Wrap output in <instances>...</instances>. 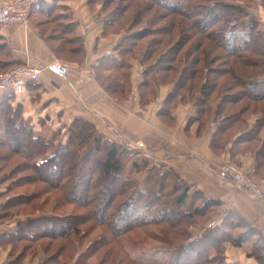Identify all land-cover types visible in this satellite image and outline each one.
<instances>
[{"label":"trees","instance_id":"1","mask_svg":"<svg viewBox=\"0 0 264 264\" xmlns=\"http://www.w3.org/2000/svg\"><path fill=\"white\" fill-rule=\"evenodd\" d=\"M172 2L173 0H159L158 3L163 6L165 5L166 7L167 4H169L168 7L171 9V13L180 14L186 17L192 16L193 12H195V8L198 7L199 12H202V24L210 18L209 16H212L214 19L218 18V13H212L213 10L211 9L214 6L219 5L223 8V11L229 14L227 15V18H230V20H228L229 23L227 27L225 26L226 29L223 30L222 25L217 29L221 31V33L224 31L223 38L229 35L231 40L234 42L239 41L241 43L237 45H231L228 43L222 44L221 42H218V40H215V35L210 33L209 39H211V43L205 44L203 40L205 39L206 32H199L194 35L196 39L195 42L188 47L190 39L188 36L189 27L188 23L185 22L184 19H180L181 17H170L165 24H162L161 21L156 24V27L146 19V23L149 24L148 26L146 25L142 27L140 25L137 30L132 32L133 34L131 36H129V34L125 35L117 43L114 49L116 51L115 55L111 54L99 58L98 62L93 67L95 78L99 83H101L99 73L103 70H108L115 73L117 77L115 76L114 80H112L109 85H103L101 83L107 93L120 96V93L129 91V86V90H124L125 86H120V84L123 85L121 78L127 75V71L125 73V69L130 66L129 61L127 65L122 62V59L125 54L128 55L132 52L131 50L138 45L136 52H138L140 64L144 66L142 79L137 85L140 105L143 106L150 101L153 102L157 97L159 98L160 88L168 86L167 88H169V90L162 100L163 102L161 108L158 110L159 115L167 117L169 121H174L172 114L177 108L179 102L183 104L186 102L190 103L196 108V111L194 116L189 118L186 125L188 126L190 123L196 122L199 127V131H197L198 134L200 133V130L202 131L205 125L209 122L207 120L208 117H210L211 114L214 115V121L217 122V127L209 143L210 149L219 154V149L225 151L227 145L230 144L231 146L230 148L228 147L229 150L227 153H229L228 155L232 158L238 153L237 150L240 153L246 152L240 151L241 148L239 146H248L250 143H255L257 141L258 145L252 151L255 153L256 160L253 172H257L258 168H261L263 165L262 163H264V103L253 104V102H264V91L263 93L260 91L261 88L263 89L264 72L256 75L250 74L249 71L246 69L243 70L237 65H253V63L249 64L245 61V57L233 61V57L236 55L237 48L238 50H244L245 52L247 50H252L257 55L261 56L256 57L255 61L262 62L261 67L264 68V60H262L264 59V42L263 46L259 44L261 40L264 41V34L256 31V22L253 17H251L250 20L248 19V21L251 22L250 24L248 23L249 26L246 27L245 30L239 29L238 26L240 21L232 19L234 16L233 14H235L232 10H240L237 14H240L242 11L238 4L221 1L218 4L211 3L212 5L209 4L208 6H205L200 3L192 4L190 0H175L174 2H176L177 5H174ZM138 6L139 5L134 8V15L136 16L137 21H140V19L142 20L148 15V13H146L143 9L148 8L150 5H144L141 7ZM177 7L179 8L178 11L176 10ZM52 8H50V11L46 10L47 12H45L44 15L49 14ZM108 13L110 14V18L108 17L107 20L104 21L102 34L111 33V28H117L116 20L119 16V11H117V13H113L111 11ZM56 15V18L53 20H55L54 23L57 24V27L54 29H57L59 33H70V35H73L72 41L75 47L71 48L70 54L72 53L77 55V61L81 63L85 58V50L81 38L74 33L76 24L72 21L69 23H63V21H60L61 18L69 20V16L66 14L57 13ZM161 15H163V13H159L157 11L153 12L151 16L150 14L148 16L151 18L153 17L151 20L154 22ZM192 17L194 18V16ZM236 17L237 19L240 18L239 16ZM243 19H245V17L241 20ZM222 20H224V18H222ZM131 22L129 23L130 25ZM194 22L197 23L196 18H194ZM176 24H178L177 27H175ZM150 25L152 27H150ZM174 29L179 31L178 34H174ZM149 31L150 33L153 32V34H161V36L150 38L145 43H142L141 40H143L145 36H149L150 33L146 35ZM213 32L219 33L217 30H213ZM212 36H214V40ZM58 38H60V35ZM246 40H249L252 43L257 41L258 43L254 45V48H252L248 45L249 42ZM48 45L53 50L54 55L59 57L60 53L58 52L63 50V43L59 41L57 48L52 43H48ZM217 45L220 47H218L220 50L225 51L230 57V60L225 59V62H227L226 66H229L233 62L235 66V69L233 70L236 74L234 72L230 73L229 71L225 74H231V76L229 75V77H223L222 83L216 84L215 81L213 85H209L210 82H206V72L201 71L203 69L199 66V64L202 62L204 64V60L207 61V63L211 62L213 58L210 57V53L213 50H217L212 49V47H217ZM199 46L200 49L195 52L194 47L198 48ZM256 46L259 48H256ZM193 52L196 53L197 57L192 58V60L190 59L189 61V56H191ZM222 54L224 53L222 52ZM245 55L251 58V55ZM182 56L186 59L185 63L180 66L181 62L179 61L183 58ZM171 62L176 63L171 64ZM196 64H198L197 67ZM238 69L243 75L239 74ZM215 78L216 77H213V79ZM119 86L121 87L120 90L118 89ZM234 86L239 87V89L237 91H232ZM246 87L253 88H250L251 91H246ZM216 91H219V93H217V98L219 100L212 105V102L209 101V97H211V95ZM16 94L17 93L8 91V93H5L0 98V133L2 137L11 139L10 144L12 146H8L9 151H7V154L0 152V162L3 163L4 161L6 162V160H9L10 155L13 152L16 154L21 152L23 155L25 152V155L30 157L27 158L24 155L26 160H24L19 167L17 166L18 164H16L14 168L4 170L3 165H0V172L3 171L0 175H3L2 179L5 178L0 180V183L6 184L5 182H8L6 180L10 179L11 175L18 170H32L38 174L41 173L44 168H48L50 166L56 167L57 158L60 157V164L68 162V164H66V168H63V175H65V177L67 176L69 180L64 185L61 182L58 183V185L61 184L63 186H61L63 190L62 193L64 194L63 196L66 200L78 201L79 204H82L88 209V213L83 216L82 219H80V217L67 218L66 216L61 217L59 215H52V217L43 218L42 220L37 221L40 223L39 226H49L52 224L58 226L56 232H54L52 228L38 232H31L27 229V227L34 226L33 224L36 225L37 222L34 220L36 218H28L25 222L23 221V218L21 219L20 217L15 224L16 228L14 230L0 233V243L10 240L23 241V239L36 242L41 237L47 238L49 235L56 237L60 235H64V237L69 236V238H65L69 240L71 235L77 232L75 226L79 219L80 221H83L87 218H91L97 223H105L104 215L107 213L108 209H111L110 214L114 216L113 218L118 224L122 220H119L122 214V216L128 217L131 224L136 223L138 224L137 226L156 221L168 222L170 225L172 224L173 226H176L179 222L183 223L189 219L191 220V223L196 221L194 218L202 214V210L205 207H208L209 209L211 208L210 210L213 213L209 217L212 218V215L215 216L217 213V208L221 206L220 200L213 197L207 198L203 192L197 189L192 190L189 183L183 180L180 175L167 164L154 166L148 165L149 173L147 175L149 180L147 186L145 187L143 185L142 187H139L138 179L126 178L123 174L128 160L126 156V149L122 145L108 140L107 137H104L97 131L92 122L81 117H75L69 123L67 126L69 135L65 137L64 142H58L56 145H53L55 141L53 142L40 134H34L31 125H28L19 111L21 106L20 103H17L16 105L11 104V100L14 99ZM241 100L244 101L243 104H241ZM238 101L239 103H237ZM251 108L254 111L259 110L258 112H262L260 113L261 116L257 118L252 125L248 123L247 118L245 119L242 116L243 113L250 111ZM258 126L262 128L257 130ZM261 131H263V135L260 137L259 133ZM20 147L24 152L19 150ZM128 153L130 152L128 151ZM146 166L147 163L143 162L142 165L138 166V168H146ZM91 168L98 173L96 178L97 184L94 183L93 187L89 184L90 181L93 182L90 172ZM72 174L77 175H75L76 177L74 181L77 177H81V184L79 182V185L74 186V184L71 183L74 182L71 180ZM23 178L28 181L31 177L24 175ZM57 181H59V179ZM57 181L55 183H57ZM86 181L87 186L84 190L81 187L86 183ZM116 182L121 184L119 188H117ZM52 183L54 184V182ZM16 184L17 182L15 181L8 183L9 186ZM9 186L6 185V188ZM163 190L166 191L163 192ZM96 192H99L97 195L99 194L102 196L100 197L102 201L100 204L98 203V206L92 202L93 200H99V198L93 199L95 197L93 195L96 194ZM1 193L2 192L0 191V194ZM81 194L85 196H82ZM83 198L84 200L82 201ZM13 199H15V197H0V223L8 221L10 216L13 215V213L8 209V206L15 205L16 202H12ZM151 201L154 202L150 203ZM216 203L217 207L215 210L212 206L213 204L216 205ZM187 205L188 209H186ZM168 212L171 213V216L167 215ZM235 213L236 212L234 210L229 209L227 211L228 215L222 222L223 225L221 222L215 224V221L212 220L211 222H213L214 225H208L202 232L200 231L196 234L197 238H190L185 235V240L178 246H175L173 242L170 241L172 238L167 237L166 232V237H164L163 241L165 245L167 244L166 250H168L170 254L168 258L164 260V263L161 261H155L153 263L225 264L224 255H217L215 254L216 251L214 254H208V248L201 240L205 237L209 238V234H211L212 239L216 235L218 238H225V236L222 235L223 232H226V237H228L227 239H230L227 230L224 229L226 226L234 228V230L238 227L246 229L249 228L247 223ZM138 215L142 218L138 217L136 220ZM173 216L176 217L174 218L175 221L169 222V219ZM218 220H221V216H218ZM225 224L227 225L225 226ZM108 226V230L116 236L129 229L125 228V230L122 231H114L116 228L115 225L112 226L111 222L108 223ZM248 230L251 231V229ZM248 230L244 231V233L247 234L249 232ZM251 234H255L257 237H260V235H257V231H251ZM246 237L247 239H244L246 241L253 238L250 235H246ZM218 240L219 239H217V245L219 244ZM30 245L25 244L20 247L26 250L29 249ZM195 245H197L195 247L197 250L191 249ZM254 245L259 250V253L261 252V255L255 256L259 259L261 264H264V245L261 243ZM43 249H45V246ZM20 254L25 255L27 252L22 251ZM186 254H188L187 258H189V260L180 262L182 256H185ZM22 255L20 257H23ZM260 257L263 260H261ZM55 260H57V257L53 261ZM9 264L18 263H14L12 260Z\"/></svg>","mask_w":264,"mask_h":264},{"label":"rangeland","instance_id":"2","mask_svg":"<svg viewBox=\"0 0 264 264\" xmlns=\"http://www.w3.org/2000/svg\"><path fill=\"white\" fill-rule=\"evenodd\" d=\"M175 0H173V4L177 5L176 2H174ZM221 1H226L228 3H235L238 4L242 11L240 12V14H237L238 9L232 10L233 12H235V14H233V18L236 21H240L239 22V29L241 30H245L246 27L249 26L251 21H248V19L250 20L251 17H253L255 19V27H256V31H258L259 33H263L264 34V0H190V2L192 4H196V3H200L202 5L208 6L211 3H219ZM159 0H86V4L88 7V12L89 14H84V13H79L77 15V18H73V16L68 17L69 20H66L64 18H61L60 21H63V23L67 22L69 23L70 21L74 22L76 25L77 23L80 24L81 22L83 24H89V23H97L96 21L102 22L103 26H104V21L107 20V18H110V14L108 12H113V13H117V11H119V16L116 20L117 23V28H111V33H107V34H102L101 31V35L104 36H108L109 34H121L122 37L121 39L125 36L128 35L131 36L134 30H137L138 27L141 25L142 27L144 26H148L149 24L146 23V19L148 20V22H150L151 24L155 25V27L157 26L156 24H158L159 22L162 21V24H165L166 21L170 18V17H177L180 19H184L185 22L188 23V27H189V32H188V36H189V45L188 47L191 46V44L193 42H195V33L198 34L199 32H206L205 35V39L203 40L204 43H211V39H209V34L211 33L212 35H215V40H218V42H221L222 44H231V45H237L241 42L239 41H233L231 40V37L228 35L227 37L223 38L224 35V31H219L217 28L220 27L221 25L223 26V30L226 29L227 25H228V20H230V18H227V14L225 11H223V8H221L219 5L212 7L211 10H213L212 13H218L217 15V19L212 18V16H209L210 18L208 20L205 21V23L202 24V18H201V14L202 12H199V8L196 7L195 8V12H193L194 18L197 19V23L194 22V18L192 16H182L180 14H176V13H171L170 12V7L169 4H167V7L164 5H160ZM162 4V2H161ZM139 5L138 7L141 6H147L150 5L148 8L143 9L146 13H148V15L150 14V16L153 14V12H159V13H163V15L159 16L157 20H155L154 22L151 20L153 19V17H149L148 15L146 16V18H143L142 20L140 19V21H137L136 16L134 15L135 11L134 8ZM212 5V4H211ZM201 7V6H200ZM143 8V7H142ZM164 8V9H163ZM178 8V7H177ZM176 10L178 11L179 8ZM54 10H51V12L47 15L43 14H34L32 15L31 13L28 14L27 18L25 21H22L21 23H16L19 25H27L28 23H30V20L33 21L34 25L38 28L39 34H41L44 37V41L48 44V43H52L56 48H57V44L59 43V41L61 43H63L64 48L63 50H61L60 52V56L57 58L54 55L53 50L50 48L51 52L53 53V55L57 58H55V60L53 61H57L59 63H62V65L67 66L68 68V72H66L65 75L63 76H69L72 74H77V71L81 68L79 67L81 65V63H83L85 60H83L81 63H79L78 60V56L75 54H70L71 52V48L75 47V45L73 44L72 41V37L73 35H70V33H59L57 31V29H54L57 27V24L54 23L55 20H53L54 18H56V14L58 11L63 10V6H54ZM185 10V9H183ZM186 11V10H185ZM194 11V10H193ZM152 13V14H151ZM52 16V17H51ZM225 16V17H224ZM236 16H239L240 18L237 19ZM243 17H245V19L241 20ZM51 18V19H50ZM84 18V20H83ZM222 18H224V20H222ZM74 20V21H73ZM132 21V22H131ZM222 21V22H221ZM131 22V25L129 24ZM143 22V23H142ZM141 23V24H140ZM249 23V24H248ZM161 24V25H162ZM124 25V26H122ZM178 24L175 25V27H177ZM226 26V27H225ZM150 27H152L150 25ZM76 29V27H75ZM151 29V28H150ZM199 29V30H198ZM118 30V31H116ZM213 30H217L219 33H215L213 32ZM175 33L174 34H178L179 31H177L176 29H174ZM75 33V31H74ZM150 33V31L146 34L148 35ZM76 34V33H75ZM159 34V33H158ZM222 34V36H221ZM60 35V38H58ZM157 36H161V34L157 35V34H153V32H151L149 34V36H145V38L142 41V43H145L147 40H149L150 38H156ZM259 36V35H256ZM261 36V35H260ZM80 37V36H78ZM213 40H214V36ZM81 38V37H80ZM217 38V39H216ZM51 39V40H50ZM120 39V40H121ZM194 39V40H193ZM261 39V37H260ZM81 41L83 42L82 38ZM248 43V45H250V47L254 48L255 44L258 43L257 41L255 42H251L249 40H246ZM78 42V41H77ZM234 42V43H233ZM263 42L264 41H260L259 44H261L263 46ZM140 43V42H139ZM252 43V44H251ZM220 45V43H219ZM260 45V47H261ZM140 46V45H139ZM221 46V45H220ZM259 46V45H258ZM258 46H256V48H259ZM143 47V45H142ZM219 46L217 45V47H212V49H217V50H213L210 53V57L213 58L211 60V62L207 63V61L204 60V64L203 62L201 64H199V66L203 69L201 71H205L206 72V82H210L209 85H213L214 82L216 81V84H220L222 83L223 77H229V75L231 76V74H225L228 73L230 71V73H233L235 69V66L232 62V64H230L229 66H226L225 59L230 60V57L228 56V54L223 51L220 50L218 48ZM195 48V52L200 49V46L198 48ZM138 49V45L136 47H134L128 55H124V58L122 59V62H124L125 64L128 65V61L130 63V66L128 68L125 69V73L127 71V75H125V77H122V81H123V85L120 84V86H125L124 90L128 89V86L130 88L129 91L120 93V96L118 95H114L111 93H107V91L104 89L103 85L107 84L109 85V83L114 80L116 74L113 72H110L108 70H103L101 71V73H99V78L101 83H99L96 78L95 81L97 82V84L101 87V89L106 92L111 99L115 100L118 104H123V101H128L129 99L132 101L133 100V95L136 96V98L134 99V101L136 102L137 106H138V110H137V115L143 120V124H148L147 122L150 123V119L147 118V116H151L150 114H153V112L155 113L154 116H156V119L158 120V125H148L146 126V130L147 131H153L154 129H156V127H158V129L156 130L158 133V140L165 143V141L167 140V135L165 134L166 132L168 133V130L166 128H168V126L173 124V121H169V119L167 117L161 116L158 113V110L161 108L162 106V100L163 98L161 97H157L156 99H154V101H150L149 103L144 104L143 106L140 105L139 103V95L137 92V85L140 82V80L142 79V71L144 70V66H142L139 62V58H138V52H136ZM185 49V48H184ZM184 51V50H183ZM182 51V52H183ZM181 52V53H182ZM193 52V54H191V56H189V61L190 59L192 60V58L197 57L196 53ZM222 52L224 54H222ZM245 54H249L251 55V58L247 57V55ZM194 55V56H193ZM183 57V56H182ZM245 57V61H247L249 64L253 65H246L243 64L242 65H237L239 67H241V69H246L247 71H249L250 74H261L262 72H264V68L261 67L262 62L260 61H255L256 57H261L260 55H257L254 51L252 50H247L246 52L244 50H238L236 51V55L235 57H233V61H235L236 59L239 58H244ZM74 58V59H73ZM85 59V58H84ZM185 59L186 58H182L181 61V65H183L185 63ZM264 60V59H262ZM48 63V62H47ZM47 63L45 62H31L29 63V66L32 67H38L41 68L44 65H46ZM176 62H171V64H175ZM231 63V62H230ZM238 63V62H237ZM26 64V63H25ZM25 64H12V65H8L6 67H0V74L5 73L9 70H11L12 68L15 67H22ZM85 64V63H84ZM170 64V65H171ZM198 64H196L197 67ZM236 65V64H235ZM48 66V65H47ZM179 66V65H178ZM79 67V68H78ZM93 68V67H92ZM48 69V67H43L41 70V74L44 70ZM85 69H89L88 67H85ZM76 70V71H75ZM54 71V70H52ZM223 71V72H220ZM239 74L243 75L240 70L238 69ZM58 72V71H55ZM75 72V73H74ZM220 72V73H219ZM60 73V72H58ZM235 73V72H234ZM61 74V73H60ZM236 74V73H235ZM109 75V78H108ZM95 76V75H94ZM254 76V75H252ZM117 77V76H116ZM139 77L137 83L135 82V79ZM213 77H216L215 79H213ZM117 81V80H116ZM130 81V84H129ZM120 82V81H119ZM118 87V89L120 90L121 87ZM168 87V86H165ZM163 88V87H161ZM161 88L159 90V95H161ZM253 88V87H250ZM249 87L245 88L246 91H251ZM239 89V87L234 86L232 91H237ZM242 89V88H241ZM260 91H264V84H263V89L261 88ZM217 93H219V91H216L215 93H213L211 95V97H209V101L212 102L211 104H215V102H217V100H219L217 98ZM17 96H14V99L11 100V104L16 105L18 103V101H20V99ZM124 102V103H125ZM189 102V101H188ZM241 104L244 103V101H240ZM128 105L130 104V101L127 102ZM239 103V101L237 102ZM252 103V102H251ZM264 102H253V104H262ZM189 103H180L178 104L177 107L181 106V105H187ZM240 104V105H241ZM93 106H95L93 104ZM156 106L158 107L155 111L154 109L156 108ZM127 109V107H126ZM20 113L22 114L23 112V107L22 105L20 106ZM97 111V110H96ZM93 111V118L94 121H90L94 124V126L96 127L97 131L99 133H101L104 137H107L106 135L103 134L102 130L105 128L103 126V121L101 120L100 117H103V113L101 114L100 112H96ZM259 111V110H258ZM258 111H254L252 108L250 109V111H247L246 113H243L242 116L246 119L250 125H252L254 123V121H256L257 118H259L261 116L260 113L262 112H258ZM100 115H97V114ZM96 114V115H95ZM127 114V113H126ZM105 115V114H104ZM106 116V115H105ZM263 117V116H262ZM83 118V117H81ZM211 118L214 119V116L211 114L210 117H208V121L211 120ZM85 119V118H83ZM86 120V119H85ZM26 122L29 124V122L26 120ZM34 134H41L38 133L36 129H34V126L31 125ZM56 127V126H55ZM54 127V129L52 130V127H50L51 130V141H55L53 143V145H56L58 142H64L65 137H67L69 135L68 130L65 129V126H61V127H57L59 132L55 131L56 128ZM259 128H262L260 126H258L257 130ZM46 131V135L48 137L49 135V130L48 128L45 129ZM63 131V132H62ZM53 132V134H52ZM116 132V131H115ZM115 132L111 129V133L115 135ZM147 138H149L148 132H146ZM128 135V134H127ZM263 135V131H261L259 133V136L261 137ZM46 137V136H45ZM46 137V138H47ZM110 138H107L108 140L118 143L120 145H122L127 153L126 156L128 158L127 162H126V166L124 169V176L127 178H132V179H138L139 180V187H142L143 185L146 187L147 183H148V165H159V164H165V159L164 158H158L157 156L159 154H157V152L153 149H155V147H153L151 144H154V146L157 144L156 142L150 143L149 139L147 141H140L139 143L133 140L129 139V136H126L128 138V140H122L120 138H112L113 136L110 135ZM58 138V139H57ZM57 139V140H56ZM224 139V137H223ZM259 140V139H258ZM11 139L6 138V137H2L1 133H0V152L7 154V151H9L8 146H11ZM16 145V144H15ZM230 145V144H228ZM258 145V142L256 141L255 143H250L248 146L246 145H241L239 146L241 149L240 151H246L250 152V153H254L252 152L253 149ZM180 148L182 149V145H180ZM19 150H21V147L19 148ZM221 150V149H219ZM218 153L220 155L222 154H227V156L225 158L222 159V161L217 162V178L219 179V182L221 181L222 183H225L227 185V188L231 187L232 189H236L238 190L240 193L238 194L239 199L236 200H231L229 197H227V199L225 198H220L219 196H217V191H215V193H213L216 197V199H221V205L219 208H217V213L214 215H212V218H210L209 216H211V214L213 213L208 207H205L202 210V214L198 215L197 217H193L196 221H193L192 223L190 222L191 220H186L183 223H178L176 224V226H173L172 224L170 225L168 222H162V221H156V222H151V223H145L144 225L141 226H137L138 224L134 223L131 224V222H129L130 220L128 219V217L125 216H120L119 220H121V222L116 223L114 220V216H112L111 213V209H108L107 213H105V223H97L96 221L92 220L91 218H87L83 221H80V219L83 218V216H85L88 213V209L83 206L82 204H79L78 201H70V200H66L64 198V194L62 193V185H58L59 182H61L63 185L66 184V182L69 180L67 178V176L65 177V175H63L64 171L63 168H66V164H68V162H66L65 164H60L59 162V158H57V163H56V167H48V168H44V170L41 171V173H36L32 170H18L16 172H14L10 179H7L4 183H0V191L2 192L0 194V197H15V199L12 200V202H16L15 205H10L8 206L9 211H11L13 213V215L10 216L9 218V224L10 223H15L14 220L16 219H21L23 218V221L26 222V219L28 218H36L34 219L36 222L38 220H42L43 218H48V217H52L53 216H61V217H80V219L77 221L75 229H76V233L71 235V238L69 240L65 239V238H69L68 237H64V235H60L58 237L56 236H51L49 235V237L47 238H40L39 240H37L36 242L34 241H28L26 239H23V241H7V242H2L0 243V249H6L7 247L9 248L8 252V258H12L14 263H18V264H37V263H42V264H155L153 262L155 261H161V262H165L164 260H166L170 254V252L168 250H166L167 244L165 245L163 239L164 237H166V232H167V237L172 238V240L170 239V241L173 242V244L175 246L180 245L184 240H185V235L194 238H197L196 234H198L200 231L202 232L208 225H214L213 222H211L212 220L215 221L214 223L217 224L219 222H223V220L226 218L227 211L229 209L234 210L237 216H239L240 218H242L247 225L249 226V228H241L238 227L237 229L234 230V228H229L228 226H226L227 224H225L226 228L224 227L225 230H227L228 236L230 237V239H227L228 237H226V232H223L222 235L225 236V238H218L217 235L215 237H213L211 234H209V238H204L202 239V243H204V245L208 248L207 253L209 254H214L215 251L217 255H224V260L226 259H232L233 261H237V260H241V262L243 264H261V262L259 261V259L255 256V255H261L259 253V250L255 247L254 244H260L262 243L261 238H258L255 234H251V231H257V235L263 236V228H262V223L260 221H254L253 222V218L249 217L248 215V210L251 211L252 209H254L256 206H259L258 208L260 209L262 207V210L264 212V202L262 201V199H260L258 193L256 192L257 189H260L262 195L264 196V163H262V167L258 168L257 172H251V173H245L243 174V176L245 177L246 180L251 181L252 183H254V188L250 187L248 190L243 186V185H237L236 183H234L229 177L223 176L220 172H219V166L223 165V163H227V162H231L232 164H234L235 166H238L240 169L241 165L239 162V158L236 157V154L230 158V155H228L229 153L225 152L224 150L219 151ZM23 151V150H21ZM128 151L130 153H128ZM24 152V151H23ZM239 155H242L243 153H240L237 150ZM20 154V155H18ZM255 154V153H254ZM25 155V152H24ZM21 152L19 153H11L10 155V159L6 160V162L1 163L0 165H3V169L7 170V169H11L14 168L16 166V164H18L17 166L19 167V165L26 160V157H30L28 155L24 156ZM130 155V156H129ZM217 159V158H215ZM217 161V160H216ZM143 162L147 163L146 168H138L139 165H142ZM64 165V166H63ZM255 165H256V160H255ZM23 169V168H22ZM243 170V169H242ZM244 171V170H243ZM73 172V169H72ZM91 175H92V179L93 182L90 181V185H94L97 184L96 183V178L98 176V173L94 170H92L91 168ZM0 173H3V171H1ZM24 175L29 176L31 178L28 179V181L26 179H24ZM76 175V174H75ZM72 174V178L71 180L74 181L75 176ZM3 175H0V180H3L5 178H3ZM81 177H77V179L74 182H71L74 184V186L79 185V182L82 180H80ZM90 178V177H89ZM88 178V179H89ZM59 179V181H57ZM91 179V180H92ZM217 180V179H216ZM15 181L17 182L16 185H8V183ZM57 181V183H55ZM88 181V180H87ZM87 181L86 183L81 187L82 189L85 190L86 186H87ZM95 181V182H94ZM20 182V183H18ZM54 182V184L52 183ZM83 183V182H82ZM15 184V183H14ZM81 184V182H80ZM6 185L9 186L8 188H6ZM62 186V187H61ZM116 186L117 188H119L121 186V184L118 182H116ZM84 187V188H83ZM193 190V189H192ZM166 190H163V192H165ZM94 194L93 196H95L93 199L95 198H99L98 201L93 200V204H95L96 206H98L100 204V202L102 201L99 194L97 195ZM91 194V193H90ZM82 195V194H81ZM85 196V195H82ZM245 196V197H244ZM219 197V198H217ZM224 197V196H223ZM84 200V198L82 199V201ZM141 203L142 200L140 199ZM150 201V200H149ZM148 201V202H149ZM144 202V201H143ZM154 201H151L150 203H152ZM188 202V201H187ZM99 203V204H98ZM143 204V203H142ZM138 206V205H136ZM261 206V207H260ZM214 207V208H213ZM217 207V203L216 205L213 204L212 208L216 210ZM247 207V209H246ZM132 208V207H131ZM186 209H188V205L186 206ZM129 211V210H127ZM97 213V211H96ZM18 215V216H17ZM101 215V216H103ZM168 216H171V213L168 212L167 213ZM14 216V217H13ZM27 216V217H25ZM218 216H221V220H218ZM99 217V216H97ZM140 218L141 216L138 215L136 217ZM15 218V219H14ZM142 218V217H141ZM174 218L176 217H171V219H169V222H174ZM209 219V220H208ZM6 222V221H5ZM29 222V221H28ZM32 222V221H30ZM51 222V221H50ZM111 222L112 226L115 225V230L114 231H122L125 230V228H129L127 231L122 232L119 235H114V233L110 232L108 230L107 227L108 223ZM4 223V222H1ZM46 223V222H45ZM44 223V224H45ZM5 224V223H4ZM117 224V225H116ZM34 226H28L27 229H29V231L31 232H38V231H42V230H48L50 228L53 229L54 232L57 231L58 226L52 224V225H44V226H39L40 223L37 222V224H33ZM223 225V223H222ZM7 226V225H6ZM137 226V227H135ZM243 227V226H242ZM13 228H16V225L13 224ZM13 228H9L13 229ZM32 228V229H31ZM248 229H251L248 230ZM249 231L247 234L244 233V231ZM52 231V232H53ZM49 232V231H48ZM262 232V233H261ZM241 233V234H240ZM246 235H250L251 237H253L251 240L249 239V241L244 240L247 239ZM196 236V237H195ZM216 238V239H215ZM249 238V237H248ZM217 239L219 244L217 245ZM30 245L29 249L24 250L23 248H21V245ZM45 246V249H43ZM197 245L193 246L191 249L193 250H197L195 247ZM47 247V248H46ZM27 252V254L22 255L20 254V252ZM23 257H20V256ZM57 260L53 261L56 257ZM1 257V254H0ZM188 254H186L185 256H182V258L180 259V262H185L187 260H189ZM20 259V260H19ZM261 259V257H260ZM263 260V259H261ZM152 261V262H151ZM264 261V260H263ZM216 263V262H215ZM181 264V263H179Z\"/></svg>","mask_w":264,"mask_h":264},{"label":"crops","instance_id":"3","mask_svg":"<svg viewBox=\"0 0 264 264\" xmlns=\"http://www.w3.org/2000/svg\"><path fill=\"white\" fill-rule=\"evenodd\" d=\"M6 1L8 0H0V5ZM55 5L65 8L57 13L66 14L69 17L73 16L75 19L79 13L89 14L86 0H38L30 6L29 13L32 15L43 14L48 10L50 11L52 7L51 10L55 11ZM96 22L89 24L81 22L76 25L75 33L82 38L85 50V61L79 66L81 68L77 71V74L63 76L58 72L46 69L42 72L38 82L28 83L22 92L16 94V101L19 98L18 103L23 107L22 116L24 119L44 137H47L45 129L48 128L49 135L47 139L51 140L50 127L53 130L56 126L55 131L58 130L57 127L61 126H65V129H67V126L75 117H83L93 122V111H101L103 117L96 114L103 121L105 128L102 132L107 138L112 135V138L117 137L128 140L126 136H129L130 140L138 143L140 141L145 142L148 139L150 143L156 142L155 146L154 144L151 145L155 147L153 150L159 154L157 157L164 158V163L171 166L183 180L189 183L191 189L203 192L207 198L216 197L213 193L217 191L215 194L221 196L220 198L227 199L229 197L231 200L237 201L240 192L231 187L227 188V185L221 181L219 182L217 178V162L222 161L227 154L220 155L210 149L209 143L217 127V122L213 118L198 134L199 127L196 122L186 125L189 118L194 116L196 108L190 103L181 105L173 111L174 121L172 125L166 128L168 130V133H165L167 140L163 143L158 140L156 131L158 127L153 131L145 129L149 124L158 125V120L153 112V114H150L151 116H147L150 123L143 124V120L137 115L138 106L134 101L135 95H133L132 101L128 100L131 105H128V101L118 104L97 84L92 67L95 66L99 58L116 54L114 49L122 35L109 34L103 37L101 35L103 24L99 21ZM43 39L44 37L39 34L38 28L31 20L25 26L16 23H0V65L52 62L56 57ZM85 67L89 69H85ZM138 79L139 77L135 79L136 83ZM168 90L167 87L161 88L160 97L163 98ZM5 93H8V91L0 90V98ZM158 107L156 106L154 111ZM111 129L114 132L116 131L115 135L111 133ZM146 132H148L149 138L145 137L147 136ZM180 145H182V149ZM230 146L227 145L225 152H228ZM236 157L239 158L241 168L245 173L253 172L255 167L254 153L244 152L242 155L237 153ZM258 207L256 206L251 211L248 210V215L253 218V222L260 221L262 223L263 236L258 238H261V244L264 245V212L261 206L260 209ZM17 220H14L15 223L10 224L9 221L4 222L5 224L0 223V233L14 230L13 224H16ZM9 228L13 229L9 230ZM8 252V247L5 250L0 249V264L12 262L13 259L8 258ZM37 264H41V262ZM225 264L243 263L241 260L233 261L229 258L225 260Z\"/></svg>","mask_w":264,"mask_h":264},{"label":"built area","instance_id":"4","mask_svg":"<svg viewBox=\"0 0 264 264\" xmlns=\"http://www.w3.org/2000/svg\"><path fill=\"white\" fill-rule=\"evenodd\" d=\"M37 1L38 0H8L4 2L0 5V23L11 24L25 21L29 14L30 6ZM43 67L58 71L62 75L68 72L67 66L57 61L49 62ZM43 67H32L29 66V63H26L22 67H15L0 74V90H7L12 93L22 92L28 83H36L39 81ZM218 169L223 176L229 177L237 185H243L247 190L254 186V183L245 179L243 176V174H245L244 171L231 162L223 163ZM260 191V189L256 190L260 199L264 202V196Z\"/></svg>","mask_w":264,"mask_h":264}]
</instances>
